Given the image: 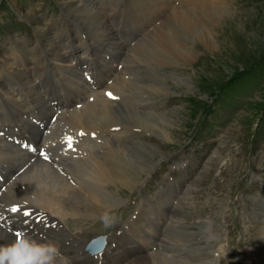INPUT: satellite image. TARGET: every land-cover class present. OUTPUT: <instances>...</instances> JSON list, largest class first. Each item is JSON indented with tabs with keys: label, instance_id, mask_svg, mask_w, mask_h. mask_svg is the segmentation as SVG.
<instances>
[{
	"label": "rangeland",
	"instance_id": "374dc122",
	"mask_svg": "<svg viewBox=\"0 0 264 264\" xmlns=\"http://www.w3.org/2000/svg\"><path fill=\"white\" fill-rule=\"evenodd\" d=\"M113 1L124 10L125 0ZM225 1L226 11L235 14L233 19L221 30L209 29L211 34L220 33L219 50L200 51L192 56L193 65L168 64L147 55L152 50L155 51L156 45L153 41L157 37L158 28L154 32L148 31L141 41V38L138 40L140 43L134 45L136 47L133 49H137L139 54L131 52V58L128 56V59L139 62L138 67L134 68L139 73V81H143L140 87L149 92L141 98L149 97L153 108L150 111H146V108L139 110L166 113L172 118L170 127L167 124L166 128L173 135V140L166 141L125 118L126 113L122 114L121 122L128 123V127L132 128L128 137H124V153H133L136 149L134 147L149 146L163 151L165 158L157 160L151 167L142 163L134 169L129 165L128 177L132 184L110 179L104 192H109L113 198L123 199L122 203H114V199H109L111 204L107 205L106 199L103 198H107L108 194L100 192L103 196V206L96 216L79 214L64 222L71 233L86 231L81 237L83 241L89 242L93 237L102 234H106L109 240L113 238L121 225L136 216L137 208L145 197L154 202L155 208H147L143 215L142 227L148 222L149 215L157 220L158 215L154 212H161V209L151 196H156L161 188H165L169 193L173 192L169 189L170 181H173L174 188L177 189L173 200L177 204L171 206L170 211H173L176 217L171 222L168 216H161L163 224L159 227L166 229L160 233L157 228L156 235L166 237L165 242L168 244L163 243L161 248L171 251L174 256L177 255L174 261L186 258L195 264H264V111L260 105L264 103L263 65L262 71L257 69L264 64V0ZM128 2L130 18L136 27L145 8L139 0ZM124 16H119L117 21L127 22V14ZM162 22H167V19L163 18ZM171 29H174L173 25ZM40 31H43V34ZM85 31L88 29L86 30L75 14L70 12L66 0H0L1 59L4 55L11 57L13 52L18 51L14 48L26 42V50L33 44L40 49L51 37L63 44L60 47L62 54L80 56L77 51L81 46L84 47L80 34L89 38V33ZM123 35L126 33L120 36ZM71 36L75 40L67 45ZM89 39V42L95 44L98 41L100 47L108 43L102 39ZM99 45L96 50L101 49ZM84 54L82 58L98 59L95 54L86 51ZM72 57L69 56L68 65L75 64ZM115 65L116 62L113 64L114 69H121V63ZM111 75L106 74V79ZM178 78L186 79L190 86L179 85ZM2 79L9 81L6 75H2ZM122 84V81L121 84L114 81L111 87L116 93L128 94L126 90L121 89ZM216 94H221L217 103L214 101ZM125 107L136 110L138 106L135 98L117 101L114 108L121 111ZM89 119L103 123L109 120L101 112H94ZM70 121V118H61L60 124H69ZM183 164L186 169L180 168ZM151 174L152 177L149 176L147 181H152V184L144 182ZM161 205L164 206L165 203ZM105 217L114 218V222L106 223ZM136 231L137 229L131 231L126 241L136 245L137 243L133 242ZM139 235L143 237L144 231H140ZM58 238L66 248L74 247V242H71L68 236ZM117 238L118 234L116 240ZM136 239H141L142 243L147 241L138 237ZM173 241L176 244L171 243ZM117 250L121 251L119 246ZM155 263L164 264L160 260L150 264Z\"/></svg>",
	"mask_w": 264,
	"mask_h": 264
},
{
	"label": "bare ground",
	"instance_id": "6f19581e",
	"mask_svg": "<svg viewBox=\"0 0 264 264\" xmlns=\"http://www.w3.org/2000/svg\"><path fill=\"white\" fill-rule=\"evenodd\" d=\"M75 1L74 3L72 0H66V5L79 23L88 29L89 37L108 42L103 46L101 55L97 56L98 59L82 58L78 55L72 57L71 53L66 56L60 50L63 44L53 37L47 39L43 44L46 46L42 45L41 50L36 46H29L26 50L27 44H24L23 47H15L14 50L18 51L13 52L11 57L4 55L0 58V176L4 177V181L0 183V247L15 242L17 238L13 233L19 231L21 235L39 243L55 242L61 253L70 260V264H100L97 261L89 262V255L76 257L73 247L66 248V245L59 242L58 236L65 235L78 249L83 250L86 245L81 238L86 231L71 233L65 225L67 219L79 214L96 216L103 206V196L99 193L108 187L111 178L120 180L123 184H130L127 170L129 165L134 169L142 163L151 167L157 160L165 158L163 151L149 146L134 147L136 149L133 153H124V137H128L132 128L128 127V123L121 122L122 114L126 113L125 118L166 141L173 140V135L166 128L167 124L170 127L172 118L166 113L139 110L146 108V111H150L153 108L149 97L141 98L149 92L140 87L143 81H139V73L134 68L138 67L139 62L131 61L128 56L131 52L138 55L137 49H133L136 47L134 45L140 38L141 41L148 31L154 32L158 28L157 37L155 36L153 41L156 45L155 51L146 50L149 52L147 55L168 64L193 65L192 56L200 51L219 50L220 33L211 34L209 29H223V26L233 19L234 12L226 11L227 2L224 0H139L145 10L135 27L130 18L129 0H125L123 4L124 10L113 0ZM124 13L127 14V25L131 29L129 28L126 35L119 37L117 32H121V27L117 24L115 33L111 17ZM163 18H166L168 23L162 22ZM172 25L174 31L171 29ZM40 32L43 34V31ZM80 38L86 52L94 54L95 44L81 35ZM69 39L67 45L75 40L72 36ZM69 56L75 59L74 65H68ZM114 59L123 64L120 70L114 69ZM84 63L90 65L89 71L98 88L93 89L90 83L82 78L79 70ZM105 73L112 74L114 78H111V75L106 79ZM2 75L8 76L9 81H4L6 78L3 80ZM114 81L119 84L122 81L121 89L126 90L128 94L114 92L111 87ZM177 81L179 85L190 86L186 79L178 78ZM109 93L115 94L120 100L135 98L138 108L131 110L125 107L116 111L115 103L120 100L118 97L110 98ZM94 112H101L109 118L107 123L89 119ZM65 117L70 118L69 124H60V119ZM33 120H36V123ZM78 133L87 135L78 142ZM91 133H96V138L92 139L89 135ZM9 137L34 140L39 145H47L51 162H46L38 155L23 149L22 143L9 141ZM65 137H71L72 140L63 144ZM66 145H73L78 149L74 152L66 149ZM85 188L86 193L82 191ZM112 196L103 198L106 199L107 205L111 204L109 199H114V203L120 201ZM14 206H18L19 211L12 212ZM25 211L30 215L25 216ZM136 222L137 220L131 221L132 224ZM119 229H123V234L118 235L116 241L124 236L126 230L124 226ZM43 234L45 236H42ZM149 237L153 238V235L149 234ZM98 256L101 264H117L120 261L124 264V260L130 261L126 264H148L155 259H162L166 264H175L172 256L165 251L149 250L132 259L128 251L115 253L111 245ZM178 263L189 264L182 261Z\"/></svg>",
	"mask_w": 264,
	"mask_h": 264
},
{
	"label": "clouds",
	"instance_id": "9594fccd",
	"mask_svg": "<svg viewBox=\"0 0 264 264\" xmlns=\"http://www.w3.org/2000/svg\"><path fill=\"white\" fill-rule=\"evenodd\" d=\"M105 222L113 223L114 218L105 217ZM0 264H70V260L55 242L39 243L20 235L11 245L0 247Z\"/></svg>",
	"mask_w": 264,
	"mask_h": 264
},
{
	"label": "snow or ice",
	"instance_id": "6c2138e0",
	"mask_svg": "<svg viewBox=\"0 0 264 264\" xmlns=\"http://www.w3.org/2000/svg\"><path fill=\"white\" fill-rule=\"evenodd\" d=\"M109 95H111V93H109ZM11 211H12V212H17V211H19L18 206H14V207L11 209ZM24 215H25V216H28V215H30V213L27 212V211H25ZM16 235H17V237H19L21 234H20V233H16Z\"/></svg>",
	"mask_w": 264,
	"mask_h": 264
},
{
	"label": "trees",
	"instance_id": "16d2710c",
	"mask_svg": "<svg viewBox=\"0 0 264 264\" xmlns=\"http://www.w3.org/2000/svg\"><path fill=\"white\" fill-rule=\"evenodd\" d=\"M262 65H263V68H264V64H261L260 66H258L259 68L257 67V69H259L260 71H262ZM260 105L263 106L262 111H264V103H261Z\"/></svg>",
	"mask_w": 264,
	"mask_h": 264
}]
</instances>
